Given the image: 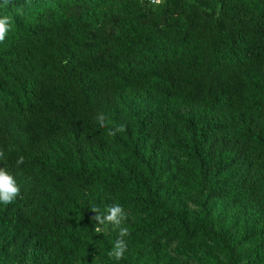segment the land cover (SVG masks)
<instances>
[{"label": "trees", "instance_id": "obj_1", "mask_svg": "<svg viewBox=\"0 0 264 264\" xmlns=\"http://www.w3.org/2000/svg\"><path fill=\"white\" fill-rule=\"evenodd\" d=\"M5 15L0 168L20 195L0 204V264H219L186 256L211 248L264 264V0H11ZM113 203L120 261L118 231L91 219Z\"/></svg>", "mask_w": 264, "mask_h": 264}, {"label": "clouds", "instance_id": "obj_2", "mask_svg": "<svg viewBox=\"0 0 264 264\" xmlns=\"http://www.w3.org/2000/svg\"><path fill=\"white\" fill-rule=\"evenodd\" d=\"M149 2L159 7L165 0H149ZM11 3V0H3L0 7H6ZM11 30V18L5 15L0 18V43L5 41L6 36ZM105 116L100 114L97 116V121L101 128L106 127ZM126 131L125 124H119L109 129L108 136H116L118 133H124ZM4 157V152L0 151V158ZM24 158L21 156L17 160V165L22 164ZM20 195V188L17 185L15 179L6 169L0 168V204L8 205L12 203ZM91 212L95 215L91 217L94 224V231L101 233L106 230L108 226H111L113 231H118V238L115 240L113 247L107 253L110 259L120 261L124 257V253L127 251V244L124 240L125 237L130 236V229L127 226H123L124 222L128 219V213L124 207L118 203L108 205L103 211L99 207H93Z\"/></svg>", "mask_w": 264, "mask_h": 264}, {"label": "rangeland", "instance_id": "obj_3", "mask_svg": "<svg viewBox=\"0 0 264 264\" xmlns=\"http://www.w3.org/2000/svg\"><path fill=\"white\" fill-rule=\"evenodd\" d=\"M231 213V212H230ZM186 256L188 257H193L196 259L197 263H199V260L201 259H205L208 260L210 262H215V263H219L222 264L224 259L221 256V254L218 251H214L212 248L211 249H202L201 251H197V254H187ZM78 264H94L92 262H80Z\"/></svg>", "mask_w": 264, "mask_h": 264}]
</instances>
